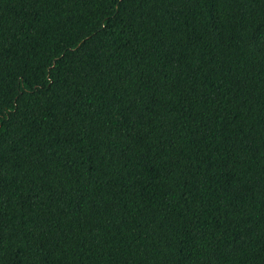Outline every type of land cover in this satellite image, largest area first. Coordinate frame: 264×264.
<instances>
[{
    "label": "trees",
    "instance_id": "16d2710c",
    "mask_svg": "<svg viewBox=\"0 0 264 264\" xmlns=\"http://www.w3.org/2000/svg\"><path fill=\"white\" fill-rule=\"evenodd\" d=\"M0 264H264V0H0Z\"/></svg>",
    "mask_w": 264,
    "mask_h": 264
}]
</instances>
